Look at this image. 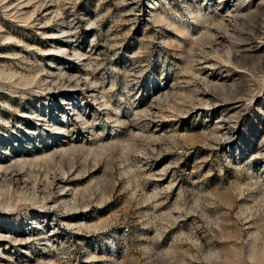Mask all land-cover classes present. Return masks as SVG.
I'll use <instances>...</instances> for the list:
<instances>
[{"label":"rangeland","instance_id":"1","mask_svg":"<svg viewBox=\"0 0 264 264\" xmlns=\"http://www.w3.org/2000/svg\"><path fill=\"white\" fill-rule=\"evenodd\" d=\"M0 264H264V0H0Z\"/></svg>","mask_w":264,"mask_h":264},{"label":"bare ground","instance_id":"2","mask_svg":"<svg viewBox=\"0 0 264 264\" xmlns=\"http://www.w3.org/2000/svg\"><path fill=\"white\" fill-rule=\"evenodd\" d=\"M228 71H229V70H228ZM25 84H27V83H25ZM54 125H55V124H54ZM54 125H53V126H54Z\"/></svg>","mask_w":264,"mask_h":264}]
</instances>
